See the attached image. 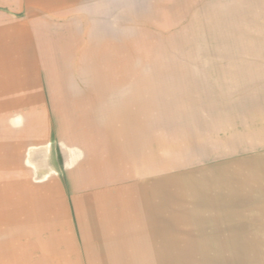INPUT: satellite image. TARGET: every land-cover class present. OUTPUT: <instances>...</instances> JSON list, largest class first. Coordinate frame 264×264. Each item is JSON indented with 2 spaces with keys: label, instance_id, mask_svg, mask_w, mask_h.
I'll return each instance as SVG.
<instances>
[{
  "label": "rangeland",
  "instance_id": "rangeland-1",
  "mask_svg": "<svg viewBox=\"0 0 264 264\" xmlns=\"http://www.w3.org/2000/svg\"><path fill=\"white\" fill-rule=\"evenodd\" d=\"M27 1L0 14L31 27L20 94L44 108L43 162L35 186L0 182V264H264V0ZM87 92L109 98L89 118L114 133L110 166L68 100ZM110 180L105 200L72 190Z\"/></svg>",
  "mask_w": 264,
  "mask_h": 264
},
{
  "label": "crops",
  "instance_id": "crops-1",
  "mask_svg": "<svg viewBox=\"0 0 264 264\" xmlns=\"http://www.w3.org/2000/svg\"><path fill=\"white\" fill-rule=\"evenodd\" d=\"M35 3L34 0H28L27 2ZM62 1V0H61ZM66 3V2H65ZM210 19V18H209ZM5 21V22H4ZM28 22V21H27ZM12 18L11 14H0V182L3 180L8 181H29L31 186H35V180L37 179V174H40L39 167L41 166L42 160H36V147L43 144L45 136L42 135V129L39 128L41 121V111L44 109H37L35 95H31L28 92L20 94L21 85L24 86L25 90L31 88L27 83H21L20 80V62H19V52L20 44L19 40L20 35L23 32L29 35L31 33V27L26 24H22ZM20 27L22 30H20ZM30 29V30H29ZM31 38V35H30ZM28 82V80H27ZM33 82V81H32ZM29 83V82H28ZM23 89V88H22ZM109 98L101 96L98 93H79L77 96H71L68 100L76 101L80 100L84 106L85 101L88 102V113L87 119L91 126H94V129H85L83 130L84 136L88 137L94 131L95 144L94 149L91 151V147L88 143H83L85 150L87 151V156L91 164L99 163L100 165H109L113 163L116 158V152H111V135L114 137V133H111V127H105V123L101 122L99 127L98 122H93L89 117L94 115L100 116V108L104 106V102ZM102 101V103L100 102ZM108 102V101H106ZM34 103V106L31 104ZM108 104V103H107ZM106 109L111 112V104H108ZM22 107V110H21ZM43 107V106H38ZM24 108V109H23ZM36 114L38 117L36 120ZM25 118L26 124L20 125V119ZM95 118V117H94ZM93 118V119H94ZM39 122V126H36L35 122ZM111 124V122H109ZM88 126V125H87ZM85 126L84 128H86ZM255 126V125H253ZM261 126V125H259ZM264 128V126H263ZM258 128H256L257 130ZM238 130V131H236ZM235 133L232 132V136H238V134H243V130L234 129ZM259 135L264 136L263 131L257 132ZM98 135L99 137H97ZM262 136V137H263ZM259 138V137H257ZM264 138V137H263ZM76 140V139H74ZM77 141V140H76ZM100 141V144H98ZM104 141V142H102ZM80 142V141H77ZM106 142V144H104ZM106 147V148H101ZM127 150V149H126ZM106 151L111 152L112 154H107ZM126 152V151H125ZM49 155V154H48ZM47 155V157H48ZM127 156V152H126ZM46 157V158H47ZM123 158L125 156L123 155ZM49 157L47 158V160ZM120 161V160H119ZM112 165V164H111ZM80 169V168H79ZM88 170H91V168ZM78 170L75 171L74 176H76ZM92 171V170H91ZM94 172V171H92ZM78 174V173H77ZM97 179H105V175L93 173ZM41 177V176H40ZM39 177V178H40ZM106 177L111 178V174H108ZM47 178H40L38 180L41 182V185L45 187L49 186L50 183L46 181ZM134 178H125L124 181H129ZM51 180V179H49ZM39 184V183H38ZM114 183L111 180L107 183H98L94 185L96 187L95 193L89 190L88 185H84L77 189H72L74 192L84 191V195H81L79 199H83L86 204L89 203V198H95L96 201L105 200L101 198L98 193L102 191L105 193V190L112 189L111 186ZM107 194L111 195V191ZM105 196V195H104ZM76 201V200H75ZM89 209L85 211L86 215ZM41 216V213H39ZM37 215L36 219L39 221H44L45 217H39ZM78 221H82L78 215ZM82 230V228H81ZM83 237V236H82Z\"/></svg>",
  "mask_w": 264,
  "mask_h": 264
}]
</instances>
